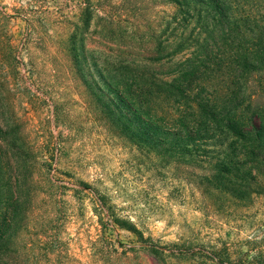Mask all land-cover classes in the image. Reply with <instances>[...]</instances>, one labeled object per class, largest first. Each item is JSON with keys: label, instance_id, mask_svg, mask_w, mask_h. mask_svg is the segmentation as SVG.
Instances as JSON below:
<instances>
[{"label": "rangeland", "instance_id": "obj_1", "mask_svg": "<svg viewBox=\"0 0 264 264\" xmlns=\"http://www.w3.org/2000/svg\"><path fill=\"white\" fill-rule=\"evenodd\" d=\"M233 2L264 27V0ZM181 16L173 0H0V208L20 200L0 264H264V169L216 187L215 161L121 133L87 78V48L172 72L173 33L195 27Z\"/></svg>", "mask_w": 264, "mask_h": 264}, {"label": "trees", "instance_id": "obj_2", "mask_svg": "<svg viewBox=\"0 0 264 264\" xmlns=\"http://www.w3.org/2000/svg\"><path fill=\"white\" fill-rule=\"evenodd\" d=\"M173 2L182 15L177 25L186 29L195 23L188 37L173 33L171 56L180 55L174 70L158 73L136 62H112L87 48L91 89L103 92L98 102L111 121L120 120L121 133L132 132L137 142L167 155L215 161L207 179L216 187L243 192L248 184L260 185L256 172L264 169V27L251 30L249 17L234 10L233 0ZM248 37L256 41H243ZM161 53L162 48H155L152 60L162 63L166 57ZM72 56L80 70L78 54ZM96 78L108 92L98 89ZM14 195L0 208V261L14 228L8 215L19 208Z\"/></svg>", "mask_w": 264, "mask_h": 264}]
</instances>
